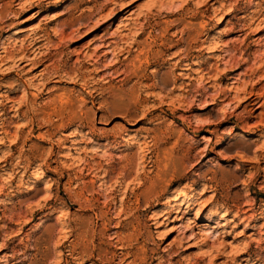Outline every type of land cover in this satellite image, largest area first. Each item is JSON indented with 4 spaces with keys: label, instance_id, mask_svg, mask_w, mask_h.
I'll return each instance as SVG.
<instances>
[{
    "label": "rangeland",
    "instance_id": "obj_1",
    "mask_svg": "<svg viewBox=\"0 0 264 264\" xmlns=\"http://www.w3.org/2000/svg\"><path fill=\"white\" fill-rule=\"evenodd\" d=\"M255 11L0 0V264H264V29L239 32ZM23 54L40 64L20 72Z\"/></svg>",
    "mask_w": 264,
    "mask_h": 264
},
{
    "label": "bare ground",
    "instance_id": "obj_2",
    "mask_svg": "<svg viewBox=\"0 0 264 264\" xmlns=\"http://www.w3.org/2000/svg\"><path fill=\"white\" fill-rule=\"evenodd\" d=\"M10 6V5H9ZM5 8V7H4ZM232 9H229V10H226L225 12H224V16H227V15H230L231 13H232V11H231ZM11 11V10H10ZM12 12V11H11ZM253 14H252V16L250 17V20H249V23H246L245 22V24H243V26H241V29H239V32L240 33H246V32H249V31H251V28L255 25V24H257V26H263V29H264V18H262V19H260V18H254L256 15H258V11H255V12H252ZM6 17V16H5ZM225 19H223L222 21H224ZM5 23V22H4ZM3 23V24H4ZM11 28V26L10 25H7V24H5V25H3V26H1L0 27V31L1 32H4V31H6L7 29H10ZM249 35V34H248ZM248 35L246 36V38L248 37ZM263 37H264V33H263ZM39 38V37H38ZM40 41V40H39ZM38 42V41H37ZM112 44H113V42H112ZM30 45H32V44H30ZM36 45H37V43L35 42L32 46H29L30 47V49H33V48H35L36 47ZM111 47V45L109 44V45H107L106 46V48H110ZM263 48H264V45H263ZM4 49V48H3ZM36 49V48H35ZM38 49V48H37ZM36 49V50H37ZM215 48H208V50L211 52V51H213ZM25 51H26V49H25ZM20 52H22L23 53V50L22 51H20ZM214 52V51H213ZM3 53L5 54V56L4 57H1L0 58V63L2 64V63H4V61H5V63L7 62V61H9V60H11V61H14V60H16L15 59V57L12 55V56H9V57H7L6 58V56L8 55V53L7 52H5V49H4V51H3ZM19 53V52H18ZM32 53H34V51L32 52ZM25 54V53H24ZM23 54V56L21 57V58H19L18 60H17V64H18V68H20L19 70H20V72H23L27 67H29V66H33L34 68L35 67H37L39 64L38 63H35L34 61H32L29 57H26V55H24ZM245 55V54H244ZM28 56V55H27ZM247 57V56H246ZM43 58V57H42ZM248 58V57H247ZM6 59H7V61H6ZM226 59H228V60H226ZM233 58H232V55H231V51L230 50H227L225 53H224V56L222 57V58H220V60L219 61H221V62H223L225 65H231V62L233 61L232 60ZM173 59H171L170 61H172ZM262 60H264V52H263V54H262ZM16 62V61H15ZM186 62H188V59L187 58H180L176 63L174 62V64L172 63L170 66H173V67H175V68H178V67H187L188 65L186 64ZM240 62H243V64H248L249 63V60L248 59H246V60H244V61H241L240 60ZM240 62H236L237 63V67H236V71H241L243 68V64H241ZM43 63V62H42ZM146 65H147V63H145ZM142 66V65H141ZM140 66V67H141ZM263 67V66H262ZM258 68V67H257ZM256 68V70H254L253 71V73H252V75H258V74H262V76L260 77L261 79H260V81L261 82H263L264 81V72H261V67H259L258 69ZM30 70H32V69H30ZM47 70V69H46ZM45 70V71H46ZM29 71V70H28ZM42 71H44V70H42ZM233 73H234V71H227L226 73H225V75H233ZM205 74V73H204ZM18 75V74H17ZM16 75V76H17ZM157 76V75H156ZM155 76V77H156ZM237 76H239V75H237ZM157 78V77H156ZM19 79V78H18ZM228 79H234V76H232V77H229ZM21 80V79H20ZM259 81V82H260ZM166 82V81H165ZM157 84L158 85H162V86H164V87H166V86H168L166 83H161V82H157ZM149 87H151V86H149ZM257 89V87L255 86L253 89H251V91L249 92V93H246L245 95H244V98L243 99H241V100H244L246 103H247V106H251L254 102H256L258 99H260V96H258V94H256L255 93V90ZM239 102H242V101H239ZM76 113V112H75ZM28 189V188H27ZM30 190V189H29ZM177 194H178V196H175V197H173L171 200H170V203H178L179 201H181L182 200V204H184V202L185 201H187V200H190L191 199V196L185 191V190H178V192H177ZM177 210L179 209V208H176ZM178 213V212H177ZM181 214V212H179L178 213V215H180ZM124 260V259H123Z\"/></svg>",
    "mask_w": 264,
    "mask_h": 264
}]
</instances>
